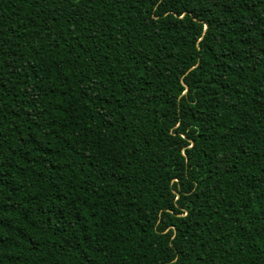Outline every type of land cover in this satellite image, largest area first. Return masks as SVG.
<instances>
[{"label":"trees","instance_id":"trees-1","mask_svg":"<svg viewBox=\"0 0 264 264\" xmlns=\"http://www.w3.org/2000/svg\"><path fill=\"white\" fill-rule=\"evenodd\" d=\"M0 264H264V0H0Z\"/></svg>","mask_w":264,"mask_h":264}]
</instances>
